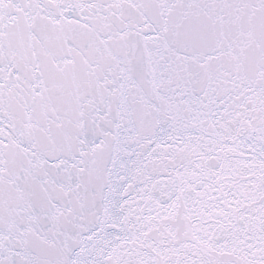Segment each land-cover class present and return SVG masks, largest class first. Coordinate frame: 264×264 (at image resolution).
I'll use <instances>...</instances> for the list:
<instances>
[{
    "label": "snow or ice",
    "instance_id": "6c2138e0",
    "mask_svg": "<svg viewBox=\"0 0 264 264\" xmlns=\"http://www.w3.org/2000/svg\"><path fill=\"white\" fill-rule=\"evenodd\" d=\"M0 264H264V0H0Z\"/></svg>",
    "mask_w": 264,
    "mask_h": 264
}]
</instances>
